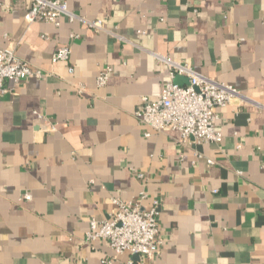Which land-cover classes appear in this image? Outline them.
<instances>
[{"label": "crops", "instance_id": "obj_1", "mask_svg": "<svg viewBox=\"0 0 264 264\" xmlns=\"http://www.w3.org/2000/svg\"><path fill=\"white\" fill-rule=\"evenodd\" d=\"M62 1L105 31L29 23L31 0H0V48L43 73L0 94V264H264V0ZM62 46L71 58L54 63ZM155 55L240 92L218 110L221 143L136 118L169 79ZM142 193L144 209L159 201L158 256L88 240L113 199Z\"/></svg>", "mask_w": 264, "mask_h": 264}, {"label": "built area", "instance_id": "obj_2", "mask_svg": "<svg viewBox=\"0 0 264 264\" xmlns=\"http://www.w3.org/2000/svg\"><path fill=\"white\" fill-rule=\"evenodd\" d=\"M31 2V8L26 15V21L29 23L42 20L59 26L60 18L66 16L70 22L81 21L96 32L105 31L102 22L87 21L78 16L69 9L66 1L31 0ZM71 53L69 47L62 46L53 55L52 61L68 62ZM155 57L168 66L169 79L155 101L142 99V104L135 114L136 118L158 133L179 132L183 141L192 139L199 145L221 143L223 136L216 128L218 110L229 106L240 96V92L232 86L198 74L188 64L174 62L159 55ZM70 72L73 73V68H70ZM111 74L112 68L105 67L97 78V86L100 88L107 86ZM42 75L40 70H35L22 62L13 47L0 48V94L5 92L6 80L16 85L28 78ZM177 76H186L189 84L187 86L177 84L175 82ZM80 93H83V90H80ZM145 136L150 137L151 134L147 132ZM208 162L212 164L211 160ZM146 197V194L142 193L137 201L113 199L115 210L106 221H91L88 240L92 243L107 242L115 257L129 254L151 260L158 256L162 245L159 238V201L155 200L150 208L144 209L141 203ZM27 199H30V196ZM104 263L111 264L112 261L107 259ZM127 264L135 262L130 259Z\"/></svg>", "mask_w": 264, "mask_h": 264}]
</instances>
